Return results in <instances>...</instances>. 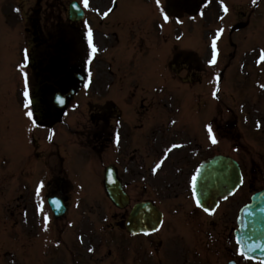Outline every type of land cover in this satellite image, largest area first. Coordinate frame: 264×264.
Instances as JSON below:
<instances>
[{"label":"flooded vegetation","instance_id":"af4514ba","mask_svg":"<svg viewBox=\"0 0 264 264\" xmlns=\"http://www.w3.org/2000/svg\"><path fill=\"white\" fill-rule=\"evenodd\" d=\"M165 2L173 9L174 82L181 72L196 85L216 81L217 74L222 83L228 72L230 81L250 78L242 68L264 73L258 62L264 0ZM94 4L100 12L87 24L69 23L49 38L31 19L25 28L26 44L33 46L36 123L23 107L11 110V123L0 121V264H264L257 247L261 231L256 228L250 240L239 223L244 206L264 192V108L244 112L239 95H163V13L120 12L119 0ZM117 10L132 21L127 29L118 30L125 23L117 21ZM221 29L213 67L211 42ZM181 30L191 37L188 45ZM89 68L92 85L85 89ZM218 155L238 163L242 185L209 215L196 206L191 177ZM108 178L113 192L123 194V207L110 198ZM41 180L45 188L38 196ZM161 220L164 226L153 236L133 235ZM246 242L254 254L242 257Z\"/></svg>","mask_w":264,"mask_h":264},{"label":"rangeland","instance_id":"374dc122","mask_svg":"<svg viewBox=\"0 0 264 264\" xmlns=\"http://www.w3.org/2000/svg\"><path fill=\"white\" fill-rule=\"evenodd\" d=\"M68 1L69 0H0V95H7L9 97L17 95L15 78L18 76L20 65L22 64L17 62L19 59L18 54H21L22 49H27L23 44H20L22 36L20 31L25 24H27L29 15H32V12H29V15L27 13L29 10L28 4L31 3V11H33L37 19H41L42 22H45L47 27H54L56 22L52 20V16H57L60 23L65 15L62 14V10L57 7L63 6L64 4L66 5ZM120 2L122 4H119V8L123 5L119 10L120 12L146 13L156 10V3L154 0H120ZM55 6L57 7L55 8ZM164 6L166 7V12L169 11L172 13L173 10L171 6H167L166 4H164ZM17 9H19V11H17ZM119 11L117 10V21L125 24L121 25L118 30L127 29L132 21L128 16H121ZM59 13L61 14L60 16ZM60 17L63 18L60 19ZM167 27L165 22L164 33L167 39H165V48H163L162 94L199 95L200 92H203V87H200L199 91V85L183 84L182 81L174 82L172 71L168 64L174 39L172 38L171 28ZM183 34L186 40L185 43L188 45L189 42H191V37L188 39V31H184ZM196 37L197 34H195L194 38ZM246 73L249 74L250 78L246 80L239 79L237 82H233L229 80L231 73L228 72L225 82L221 84L222 92H233L243 96L264 95V87H261V85H264V73L262 70L248 67ZM252 104H256V102Z\"/></svg>","mask_w":264,"mask_h":264},{"label":"snow or ice","instance_id":"6c2138e0","mask_svg":"<svg viewBox=\"0 0 264 264\" xmlns=\"http://www.w3.org/2000/svg\"><path fill=\"white\" fill-rule=\"evenodd\" d=\"M113 2L115 3V0H113ZM257 2V0H253V4H255ZM155 3L156 5L160 6V11L163 13V19L165 21H169L170 17H169V14L165 11L164 7L162 6V0H155ZM221 3H223V0H221ZM82 5H83V8L84 9H89V10H94L96 12H100L99 9H92L90 7V0H82ZM73 7H76L78 8V5H73ZM224 12L227 14L229 12V8L227 5H224ZM17 11H19V9H17ZM112 10L109 9L108 11L106 12H103L102 15L107 17L109 15V13L111 12ZM85 24H87V21H85ZM163 27V26H161ZM223 33V29L219 30V32L216 33L215 37L213 38L212 42H211V48L213 50V55L211 57V59L209 60V65L210 66H216L217 63H218V57H219V48H218V45H217V41L220 39L221 35ZM87 40H88V45L91 49V56L92 57H95L98 49L96 47V45L94 44L93 42V32H92V28L89 26L87 28ZM260 59L258 62H264V49H261L260 50ZM24 58H25V61H28V50L25 49L24 50ZM91 59L88 60V64L90 65L91 64ZM27 67V64H22L20 65V71L23 73L24 75V84H25V90H24V97L26 98L27 100V103L24 105L25 109H28L27 112H26V115L29 117V119L32 121V123H36V120L34 118V113L33 111L31 110L32 109V106H33V99L30 95V90H29V77H28V73L26 71H24V69ZM92 72H91V69L89 68L88 69V74H87V77H86V83L84 85L85 89H89L92 85ZM220 75L217 74L216 75V81L217 83L220 82ZM261 87H264V85H261ZM219 92V88H217L214 92H213V96L216 97V98H219L217 96V93ZM60 103L63 104L64 101L61 99L60 100ZM175 123V121H173V124ZM208 128V132L210 134V139H211V142L213 144H217L219 141L217 140V137H216V134L215 132L213 131V128L211 125H208L207 126ZM115 143H116V146L119 147L120 146V143H121V137H120V134L117 132L116 136H115ZM173 147H176L175 145ZM238 151V149H237ZM163 164V160L160 161V163H158L156 165V167L153 169L154 172L158 171L159 168L161 167V165ZM200 179V174L199 172H197L196 175L192 176L191 177V190L193 192V195L195 197V203H196V206L197 207H200L203 209L204 212L208 213L209 215H214V211L210 210L208 207H205L203 203H201V199H200V196L197 195V186H198V181ZM45 188V182L43 180L40 181L38 187H37V191H36V194L39 196L41 191ZM227 198V197H225ZM52 204L53 205H56L57 207L61 206V202L59 199H54L52 200ZM39 210L41 213L44 212V199L43 197H41L40 199V203H39ZM25 215H27L25 213ZM44 219V231H48L49 230V225L51 224V218L47 215H45L43 217ZM159 227H153L151 230H147L145 229L142 233H133V235H138V234H142L144 236H153L155 233L159 232L162 228H163V221H159ZM81 239V242H83V237L80 238ZM237 243L239 244L240 241L238 240ZM258 248H261V249H264V245H258L257 246ZM255 250V249H253ZM89 252H95V249L94 248H89L88 249ZM239 254L242 256V257H247V253L243 250V248L241 247L240 248V252Z\"/></svg>","mask_w":264,"mask_h":264},{"label":"water","instance_id":"95a60500","mask_svg":"<svg viewBox=\"0 0 264 264\" xmlns=\"http://www.w3.org/2000/svg\"><path fill=\"white\" fill-rule=\"evenodd\" d=\"M226 169V170H225ZM225 171V172H224ZM235 168L233 164L224 158H215L212 161L204 164L199 169L200 179L197 186V194L200 196L201 203L204 206H209V204H214L219 197L225 196L224 182L228 184L227 188L237 182ZM212 173V191L210 194L205 193L206 182L209 177L208 173ZM244 221L246 222V235L248 237L252 235L254 230H260L259 235H264V196H258L253 199L251 205L247 206L243 211ZM264 241V239H263Z\"/></svg>","mask_w":264,"mask_h":264}]
</instances>
